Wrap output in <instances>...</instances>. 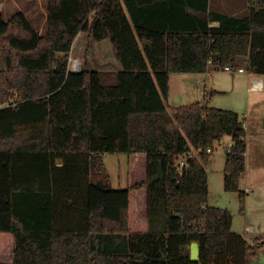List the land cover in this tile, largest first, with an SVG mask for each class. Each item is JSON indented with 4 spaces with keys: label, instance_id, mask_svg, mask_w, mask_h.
Masks as SVG:
<instances>
[{
    "label": "trees",
    "instance_id": "1",
    "mask_svg": "<svg viewBox=\"0 0 264 264\" xmlns=\"http://www.w3.org/2000/svg\"><path fill=\"white\" fill-rule=\"evenodd\" d=\"M209 3L48 0L46 36L22 12L0 14V264H256L264 237L251 244L228 208L209 205L205 168L229 137L225 188L244 210L245 117L208 96L166 106L172 74L242 60L264 74V0H248L244 18ZM81 32L110 40L122 69L71 71ZM104 153L129 155L126 189L113 188ZM160 217L164 231L151 232Z\"/></svg>",
    "mask_w": 264,
    "mask_h": 264
},
{
    "label": "rangeland",
    "instance_id": "2",
    "mask_svg": "<svg viewBox=\"0 0 264 264\" xmlns=\"http://www.w3.org/2000/svg\"><path fill=\"white\" fill-rule=\"evenodd\" d=\"M46 0H0V14L3 15L6 21H9L16 13L23 11L28 13L32 19L35 27L41 29L42 24H45V18L42 14L45 11ZM46 25V24H45ZM46 26L44 28L43 34L45 32ZM74 43L70 60H78L81 63V68L89 70L98 71H116L117 58L114 56L109 47L105 45H97L94 40L85 37ZM243 69L246 70L245 73L238 74L239 71L227 72L223 69L222 71L230 76H235L237 82L239 78L242 80L240 82V100H244V104L248 105L249 99L256 97L257 93L248 92V82L246 81L249 76L253 77L256 75H264L254 73L252 70L248 69V60H242ZM81 69V70H82ZM235 74V75H232ZM234 77V78H235ZM196 79H198L196 81ZM208 77L202 74H177L172 78V94L167 101V106L178 107L186 106L200 101L204 102V96L211 94V89L209 88L210 83L208 82ZM203 93V94H202ZM249 93V94H248ZM228 99L227 97H222ZM215 100L210 101V106H215ZM217 148L221 151L214 154L213 158L208 167L209 174L211 176V182L209 186L210 198L209 204L213 207H232L236 208V221L234 229L241 231L243 233L246 221L243 214L238 213L241 210L240 198L237 193H229L225 188V173H224V161L227 156V141H222L221 144L217 143ZM220 145V146H219ZM195 156L198 154L196 151L192 152ZM102 160L108 169L111 177L112 186L115 189H126L129 184V155L126 153H104L102 155ZM62 164V162H60ZM236 198V199H235ZM228 205V206H227ZM236 206V207H235ZM156 223H161L156 224ZM156 224V225H155ZM151 232L161 233L164 231V220L160 217L158 220L151 222ZM234 231V230H233ZM247 239L251 240V236H246ZM253 237V236H252ZM122 239H117V243H121ZM263 256V257H262ZM262 258V262H261ZM261 262V263H260ZM256 264H264V248L260 250V257Z\"/></svg>",
    "mask_w": 264,
    "mask_h": 264
},
{
    "label": "crops",
    "instance_id": "3",
    "mask_svg": "<svg viewBox=\"0 0 264 264\" xmlns=\"http://www.w3.org/2000/svg\"><path fill=\"white\" fill-rule=\"evenodd\" d=\"M47 4H48V0H46L45 11L42 12L45 18L46 25L42 24L41 29L35 27V24L33 23L28 13L20 11L26 15L27 19L29 20L35 31L43 36H46L48 30ZM209 9L212 12H218L229 16H234L237 18H244L250 15V6L248 0H210ZM45 26H46V30H45L46 34H43ZM84 35H86L85 37H88L87 32H81L75 39L74 43H76L79 40V38L83 39L84 41ZM94 42L96 43V46L105 45L109 47L112 53L114 54L110 40H105L101 42L94 40ZM114 65L115 67H117L116 71H120L122 69V66L119 63V61L117 64ZM245 71L246 70H244V72H238V74L243 75ZM177 74H182V73H177ZM177 74L171 75L170 96L172 94V84H173L172 78L174 75ZM202 75L207 76L209 78L208 79V82L210 83L209 88L211 89V94L208 97L209 105H210V101L213 102V100H215L216 105L213 107L218 109L236 111L246 119V123H245L246 133H247L246 134V141H247L246 171L240 180V189L246 192L247 196L245 199L244 210L238 211L239 215L240 214L244 215L246 221V226L243 233H241V231L234 229L236 214H237L236 213L237 211L235 210L237 209L236 208L233 209L232 207H227V208L233 214L232 230H234V232L241 234L248 242L253 244V239L255 237L257 236L264 237V75H256L253 77L249 76L248 78H246L247 79L246 81L248 82V89H247L248 92H250V94L252 92L257 93L256 94L257 96L254 97V99H252V97L249 99L248 105H245L244 100L241 101L239 98L241 94L239 84L240 82L242 83V80L240 78H239L240 82H237L235 76L234 78L233 76L226 74V72L222 70L209 71L208 73ZM255 79H257L259 83L257 84V86L252 88V86L254 85L253 81ZM197 80L198 79H196V81ZM214 92H220L221 94H215ZM222 97H227L228 99ZM166 106H167V101H166ZM222 141H227V146H226L227 149H229L232 146V142L229 137H225L220 142H218L219 144H221V146H222ZM219 148H217V145H215L216 153L221 151ZM210 162L211 160L205 166L209 176V186L211 182V176L208 171ZM225 163H226V159L224 161V165ZM61 165L62 164H59V166ZM209 198H210V192H209ZM246 236H251V240L247 239ZM259 257H260V251H259ZM259 257L256 262H258ZM261 262H262V258H261Z\"/></svg>",
    "mask_w": 264,
    "mask_h": 264
},
{
    "label": "built area",
    "instance_id": "4",
    "mask_svg": "<svg viewBox=\"0 0 264 264\" xmlns=\"http://www.w3.org/2000/svg\"><path fill=\"white\" fill-rule=\"evenodd\" d=\"M69 68L73 72H78V71H80L82 69L81 68V63L78 60H73V59L70 60V67ZM223 70H225L227 72H235V71L244 72V69H238V70H235L234 71V69H232L230 66L224 67ZM258 83H259L258 80L255 79L253 81V84L254 85L252 86V88H254L255 86H257ZM8 106H10V105L9 104H3V105H0V108L8 107ZM208 152L214 154L216 152V149H214V150H208ZM197 153H198V151H197ZM192 156H195V155L191 152L190 154L186 155L185 157L183 156V157L179 158V160L177 162V165H178L179 170L182 171V169L184 167H186L187 158L188 157H192Z\"/></svg>",
    "mask_w": 264,
    "mask_h": 264
},
{
    "label": "water",
    "instance_id": "5",
    "mask_svg": "<svg viewBox=\"0 0 264 264\" xmlns=\"http://www.w3.org/2000/svg\"><path fill=\"white\" fill-rule=\"evenodd\" d=\"M191 259L194 261H198L200 259V247L197 242L192 243L190 247Z\"/></svg>",
    "mask_w": 264,
    "mask_h": 264
},
{
    "label": "bare ground",
    "instance_id": "6",
    "mask_svg": "<svg viewBox=\"0 0 264 264\" xmlns=\"http://www.w3.org/2000/svg\"><path fill=\"white\" fill-rule=\"evenodd\" d=\"M259 88V87H258Z\"/></svg>",
    "mask_w": 264,
    "mask_h": 264
}]
</instances>
